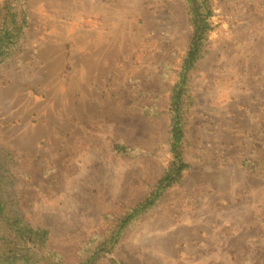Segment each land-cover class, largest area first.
<instances>
[{
	"label": "rangeland",
	"instance_id": "374dc122",
	"mask_svg": "<svg viewBox=\"0 0 264 264\" xmlns=\"http://www.w3.org/2000/svg\"><path fill=\"white\" fill-rule=\"evenodd\" d=\"M0 64V152L26 217L69 261L172 163L187 0H26ZM180 183L97 264H264V0H212ZM119 146H124L123 151Z\"/></svg>",
	"mask_w": 264,
	"mask_h": 264
},
{
	"label": "trees",
	"instance_id": "16d2710c",
	"mask_svg": "<svg viewBox=\"0 0 264 264\" xmlns=\"http://www.w3.org/2000/svg\"><path fill=\"white\" fill-rule=\"evenodd\" d=\"M192 31L182 60L181 72L170 96L172 120L170 123L172 163L157 181L154 190L141 202L116 218L112 227L83 242L76 264H97L108 257L118 243L121 233L138 217L150 210L161 193L183 179L188 163L183 158L188 112L195 103L191 93V72L202 59L205 39L210 29L212 0H187ZM26 0H0V64L17 52L28 27ZM123 151L124 146H119ZM0 152V264H74L61 247L52 244L51 230L35 225L23 213L17 198L15 183L6 157ZM111 263L115 264L112 258ZM116 264H124L117 262Z\"/></svg>",
	"mask_w": 264,
	"mask_h": 264
}]
</instances>
